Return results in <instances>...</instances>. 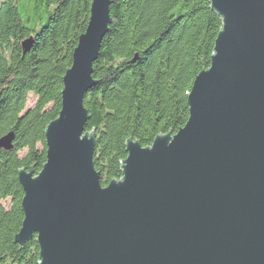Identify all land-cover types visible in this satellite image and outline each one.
<instances>
[{"label":"water","instance_id":"1","mask_svg":"<svg viewBox=\"0 0 264 264\" xmlns=\"http://www.w3.org/2000/svg\"><path fill=\"white\" fill-rule=\"evenodd\" d=\"M112 1H91L44 130L45 162L18 170L14 242L36 235L37 264H264V0H209L222 26L185 124L146 146L128 137L122 176L102 185L84 98ZM13 139L0 136V148Z\"/></svg>","mask_w":264,"mask_h":264},{"label":"trees","instance_id":"2","mask_svg":"<svg viewBox=\"0 0 264 264\" xmlns=\"http://www.w3.org/2000/svg\"><path fill=\"white\" fill-rule=\"evenodd\" d=\"M91 1L0 0V136L14 133L12 148H0V264H37L36 235L23 246L13 240L24 217L18 170L37 172L46 160L44 130L61 108ZM110 16L84 98L102 185L122 176L128 137L146 146L185 124L188 93L222 26L209 0H113Z\"/></svg>","mask_w":264,"mask_h":264},{"label":"rangeland","instance_id":"3","mask_svg":"<svg viewBox=\"0 0 264 264\" xmlns=\"http://www.w3.org/2000/svg\"><path fill=\"white\" fill-rule=\"evenodd\" d=\"M33 103H34V97L32 94H30L27 101V107L31 106Z\"/></svg>","mask_w":264,"mask_h":264}]
</instances>
